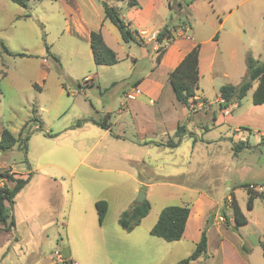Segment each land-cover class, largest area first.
Segmentation results:
<instances>
[{
    "label": "rangeland",
    "instance_id": "rangeland-1",
    "mask_svg": "<svg viewBox=\"0 0 264 264\" xmlns=\"http://www.w3.org/2000/svg\"><path fill=\"white\" fill-rule=\"evenodd\" d=\"M230 1L172 0L174 8L166 15V24L187 27L190 36L198 31L200 36H194L198 40L205 39L208 34L205 22L213 17L218 22L224 18L228 9L222 11L221 4L229 5ZM80 4L81 8L68 27L61 0H31L28 8L12 0H0V140L4 128L18 136L25 122L36 115L34 109H39V102L57 96L56 85L65 84L69 90L77 92L79 82L85 83L87 76L94 78L83 87L96 104L94 116L97 122H108L109 115L102 111L103 106L111 110L112 122L122 108V92L158 64L151 45L121 41L120 45H115L120 62L110 67L97 65L84 29L92 26V30H96L103 6L101 0H81ZM118 4L124 5L123 2ZM216 9L219 13L214 12ZM236 19L249 22L248 28L252 22L253 32L249 30L239 40H231L225 30H220L221 40L205 46L203 64L215 57L214 72L212 75L203 72L200 80L199 89L207 105L188 111L195 128L194 137L184 128L171 133V142L176 143L186 133L178 153L167 154L166 148L163 153L155 151L156 148H150L144 154L139 148L138 153L130 151L132 156H144L146 162L131 164L133 169L129 175L118 170L123 168L121 164L127 165L123 158L128 152L121 150V143L110 136L100 137L98 131H93L87 143L70 151L65 158L57 146H44L43 136L35 126L37 121L29 126L27 146L19 141L9 150H0V170L23 167L30 170L23 173L26 174L24 177L31 173L29 183L8 207L14 225L8 230L0 223V264H47L55 251L66 247L71 251L74 264H177L194 251L196 244L189 240L180 244L169 242L151 233L158 220L157 213L164 207L190 205L193 200L191 189L194 194L203 192L217 199L221 204L219 210L233 192L243 210L248 211L247 187H264V104L253 103L255 83L239 100L240 107L227 108L231 113L230 122H227L225 109H221L215 100L221 86L237 85L247 78L248 56L264 60V0L243 3L231 16L232 21ZM107 23L118 32L110 20ZM225 27L233 28L231 23ZM38 84L46 90L41 93L36 87ZM69 96L65 91L58 98L68 106L71 103ZM39 113L38 117L46 115ZM236 121H243L239 133L234 130L235 125H230ZM113 131L142 140L131 112L119 118ZM240 136H245L247 141L240 140ZM74 137L72 131L68 136H61L59 141L66 143ZM167 138L163 136V139ZM95 140L99 142L87 155V163H81ZM193 143L195 154L192 158ZM96 155H100V159L90 167L88 164ZM108 155H114L116 165L108 163L112 161ZM45 162L69 169L76 166L75 178L55 165L42 166ZM114 166L117 167L113 171L105 169ZM137 180L142 182L139 190H135ZM152 182L160 183H156L153 190L151 214L133 230L125 229L119 222L121 214L137 204L139 196L146 193V184ZM5 184L12 187L14 182L0 179V186ZM183 187L186 191L180 189ZM173 191L180 192L171 196L169 193ZM100 197L109 198L112 204L103 224L94 203V198ZM70 201L73 214L76 213L72 216L78 223H87L83 231L65 225L63 216ZM252 216L262 222L260 228L264 230L262 199H255ZM260 240L253 235L250 244L255 245ZM257 251L260 253L255 250L254 255ZM219 262L217 257L209 260L210 264Z\"/></svg>",
    "mask_w": 264,
    "mask_h": 264
},
{
    "label": "crops",
    "instance_id": "crops-1",
    "mask_svg": "<svg viewBox=\"0 0 264 264\" xmlns=\"http://www.w3.org/2000/svg\"><path fill=\"white\" fill-rule=\"evenodd\" d=\"M31 1V0H30ZM63 3L65 15L67 16L66 20L68 23V27L70 26L72 18H74V14H76L81 8L80 1L81 0H61ZM107 1L109 0H101ZM139 6L137 7H130L128 6L126 1H119L110 2L109 4L115 5L120 8L122 13V17L131 23V26L136 29L139 34L140 38L142 39L141 45L153 47L156 56L158 57V48L159 43L156 42V34L158 31L166 24V15L171 11V6L173 4L172 0H138ZM214 0H209L212 3ZM251 0H231L229 5L221 4L222 11L228 9V12H224L225 17L222 18L219 22L218 20L213 17L211 20H207L205 22V26L207 28L206 32H208L205 39L198 40L196 36L199 35L200 32L194 31V35L190 36L187 35V27H182L179 25L177 26L176 30L174 31V38L171 42H169L160 60H158V64L154 65L152 71H150L143 79L137 80L134 86H139L142 89V94L135 100L130 101L127 106L122 105V100L120 101L121 109L118 110L119 115L116 116L115 120L110 122L111 120V110L108 109L106 106H103L102 111L106 113L105 115H109L107 124L109 125L108 128L104 126L101 127V124L97 122L95 114V107L96 104L94 103L93 98L88 96V92L84 89L83 86L90 83V80L93 81L92 76H87L85 78V83L79 82V91L69 90L65 84H59L55 86V93L57 92V96L49 97L48 99L44 100L43 102H39V109H34L36 111V115L41 112L46 113V115L42 114L39 117L43 122V130H39V123L35 124L38 129V132L43 136L42 142L44 146H57L59 148L60 154H62L65 158L68 157L70 151L75 148H79L83 146L88 141V137L92 134L93 131H98L97 135L100 134V137H108L112 138L113 140L120 142L122 145L121 150H125L128 153L123 158V161L126 162V166L122 165L117 168L119 171L124 172L125 174L128 173L131 175V164H135L137 161L146 162L144 156H132L130 151L137 152L139 148L141 153L144 154L146 150L150 148H156L155 151H161L166 148L169 151L167 154L170 153H178L180 141H184L185 134H182L181 140L176 143L175 141L171 142L173 139L171 137V133H176L177 129L182 126L185 131H188L193 137L195 136L194 132V125L191 120L189 109L192 108L193 110L196 107H205L207 102L204 100L202 92L200 89L197 91L196 100L191 102L188 106L182 102H180L173 89V86L169 80V73L183 60V58L187 55L192 48L200 43V55H199V72H200V80L203 75V72L209 73L212 75L214 72V64H215V57L203 64V55L206 52V45L209 44L211 41L217 42L221 40L222 35L220 34V30H225L228 37L231 40H239L243 33H248L249 30L253 32L254 27H247L246 20H237L232 21L231 16L235 12V10L240 9L241 5L245 2H250ZM123 2L124 5H120L118 3ZM116 3V4H115ZM95 4V3H94ZM91 5L93 3L91 2ZM215 8V4L212 5ZM232 8V9H231ZM225 9V10H224ZM214 12L219 13V10L216 9ZM98 19V16L97 18ZM108 19L104 18V13L99 17V24H95L97 27L96 30L100 29L102 31L103 37L105 42L113 48L117 52V48L115 45H120V42H124L122 40L120 31H115V29L107 23ZM228 21L232 24L233 28L225 27ZM219 23V24H218ZM94 26V27H95ZM250 26V24H249ZM86 27V26H85ZM92 26L89 28L84 29L85 35L89 39L90 43V34L92 31ZM218 33V39H215L214 36ZM120 36V37H119ZM123 48V45H121ZM92 51V49H91ZM93 55V53H92ZM118 55V52H117ZM119 58V57H118ZM264 61V60H263ZM120 62V59H119ZM115 65V64H114ZM100 66H112V65H100ZM204 66V70H203ZM227 75V73H226ZM199 80V86H200ZM39 91L42 93L46 89L45 86H41L40 84L36 85ZM131 87V88H132ZM131 88L123 91L124 94ZM67 92L70 95V105H66L64 100L58 98V96L62 95L63 92ZM59 92V93H58ZM216 102L220 104L221 109L224 110V116H226V121L230 122V110L227 109L229 106L232 107H240L241 103L239 101L233 102L230 105L223 107L221 103L223 99L221 98L220 94L217 96ZM42 103V104H41ZM256 104V105H263ZM74 108V112H71L70 109ZM228 111V113H226ZM131 112L133 115L137 128L138 133H140L142 140H134L127 134H117L113 131V125H115L119 118L123 117L126 113ZM40 114V113H39ZM66 117L63 121H60L62 117ZM217 116H215L216 118ZM239 117H242L240 115ZM235 125V131L239 133L240 126L243 121H236L232 122ZM216 125V123H215ZM187 127V129H186ZM75 132V137L68 139L69 141L66 143H61L63 141H59L61 136H68L71 132ZM16 136V135H15ZM163 136H168L167 140L163 139ZM264 136V135H263ZM18 137V136H17ZM194 140V139H193ZM240 140L247 141L245 136H240ZM99 142V140H95L87 154L80 160L81 163H87L86 157L90 153V151L94 148V146ZM170 142V144L168 143ZM183 143V142H182ZM189 147V146H188ZM138 149V150H139ZM46 151V150H45ZM188 153L189 149H188ZM195 154V143L192 144L191 149V157L193 158ZM111 157L112 161L110 165H116V161L114 159V155H108ZM189 156V154H188ZM189 158V157H188ZM100 159V155H96L94 159L88 164L90 167H94V163L98 162ZM119 164V163H118ZM42 166L45 165H55L50 162H45L41 164ZM120 165V164H119ZM60 170H63L67 174L70 175L71 178H75V170L76 166L73 169H69L62 165H55ZM115 167L105 168L107 170L113 171ZM130 167V168H129ZM12 172H17L18 174H22L25 176L30 170L28 168H12ZM127 174V175H128ZM52 178V177H51ZM29 183V182H28ZM27 183V184H28ZM156 183L160 182H152L146 184L145 192H146V199L151 202L152 208V197H153V190L156 186ZM4 184V183H3ZM142 185L140 180H137V185L135 186V190H139ZM73 187V185H72ZM261 186L255 188L260 191H264V187L260 189ZM186 191V187L180 188ZM189 191V189H187ZM180 191H173L169 194L171 196L178 194ZM236 196V195H235ZM190 197H192V202L190 203V214L186 223L185 232L183 237L180 240L173 241L182 243L186 240L192 241L193 243L197 244L200 241L202 231L207 224V221L211 215L212 211H215V214L212 216V223L208 229V251L205 256L198 258L191 262V264H208L211 258H219V264H264V254H263V247L262 242H264V230H261L260 225L262 222L258 219H254L252 216V209H248V211H244L241 203L238 201L243 213L247 217V223L238 227V229H234L236 225L235 217L233 215V211L230 207L227 206L226 214L227 217L221 213V204L220 202L213 198L212 196L199 192L198 194H194L193 191L190 189ZM263 200L264 198L257 197ZM256 198V199H257ZM226 199L230 201L231 195H229ZM237 199V197H236ZM98 200H106L109 203V210L106 218L112 208V204L107 197H100L94 198V203ZM238 200V199H237ZM255 202V201H254ZM138 204V203H137ZM189 204L184 203L182 205ZM73 206L72 201H70L69 206L63 216L66 223L65 225L67 228L71 229H79L83 231L86 226V221L82 223H78L77 219H75V214H73ZM97 209V208H96ZM152 212V209L150 210ZM98 212V210H97ZM161 212V211H160ZM151 213L145 217L147 218ZM159 212L157 213V219L159 217ZM74 215V216H72ZM99 216V215H98ZM144 218V219H145ZM143 219V220H144ZM94 224V220L91 221ZM103 222V223H104ZM102 223V224H103ZM256 235V237L260 240L257 244H250V237ZM263 238V240H262ZM255 250H259L254 255ZM62 252V251H61ZM261 253L263 258L261 257ZM212 255V257H211ZM208 260V261H207ZM56 261H60L56 258L55 252L51 261H48L47 264H53ZM213 261V260H212ZM210 264V263H209Z\"/></svg>",
    "mask_w": 264,
    "mask_h": 264
},
{
    "label": "trees",
    "instance_id": "trees-1",
    "mask_svg": "<svg viewBox=\"0 0 264 264\" xmlns=\"http://www.w3.org/2000/svg\"><path fill=\"white\" fill-rule=\"evenodd\" d=\"M19 5L28 8L30 0H12ZM126 1L128 6H139L138 0H119ZM103 6L104 18L110 20L120 31L122 40L125 43H142L139 32L131 26L130 22H127L120 11V8L109 4L107 1H101ZM179 6H182L179 4ZM174 8V5L171 6ZM177 26L175 24H165L156 34V42L159 43L158 59L160 60L162 53L165 50L166 45L174 38V31ZM218 39V33L214 36ZM6 50L8 49L5 45ZM90 47L93 53V59L97 65H114L119 62L117 52L111 48L104 40L102 31L92 30L90 34ZM49 48V47H48ZM201 44H196L191 51L183 58V60L169 73V80L175 91L177 99L190 105L191 102L196 100L197 91L199 90V55ZM25 55V54H21ZM57 59V57H55ZM248 76L240 84H225L220 88V96L223 99L221 105L226 107L233 102L239 101L244 98L248 91L256 87L253 92V103H264V61L255 59L253 56L247 58ZM37 121L39 123V130H43V122L37 116L34 115L25 122L20 130V133L15 136L8 128H4L2 131V138L0 140V150H9L13 148L19 141L27 146L30 139L27 131L31 123ZM102 126L108 128L107 122H100ZM182 127H179V130ZM235 143V148L237 149ZM31 173L27 177L17 172H12L10 169L0 170V179H7L13 181L14 185L11 187L7 184L0 186V223L4 225L6 229L14 225V219L11 217L8 207L14 204L16 195L21 189L29 182ZM248 209L254 207V201L257 197L264 198V191H258L255 186L247 187ZM229 202V203H228ZM230 207L235 217L236 225L234 229H238L239 226L247 223V217L243 213L235 193H231V199L225 200L224 206L221 209V213L227 217L226 208ZM96 208L98 210L99 220L103 223L107 212L109 210V203L106 200H98L96 202ZM151 210V202L146 199L141 204H135L131 209L124 211L119 219L120 224L127 230H133L141 221L149 214ZM191 207L189 204L185 205H169L164 207L158 217L157 222L151 229V233L166 241L173 242L180 240L185 232L186 223L190 214ZM212 213L204 227L200 241L196 244L194 251L187 257L180 260L177 264H191L192 261L205 256L208 251V229L212 223ZM228 219V217H227ZM0 227V232H1ZM263 254H264V242H262ZM53 264H68V261L64 258L63 261H56Z\"/></svg>",
    "mask_w": 264,
    "mask_h": 264
},
{
    "label": "built area",
    "instance_id": "built-area-1",
    "mask_svg": "<svg viewBox=\"0 0 264 264\" xmlns=\"http://www.w3.org/2000/svg\"><path fill=\"white\" fill-rule=\"evenodd\" d=\"M142 94V89L139 86H134L123 94L122 105L125 107L130 101L137 99ZM228 113V111H226ZM55 256L58 260L63 261L64 257L61 251H55Z\"/></svg>",
    "mask_w": 264,
    "mask_h": 264
},
{
    "label": "water",
    "instance_id": "water-1",
    "mask_svg": "<svg viewBox=\"0 0 264 264\" xmlns=\"http://www.w3.org/2000/svg\"><path fill=\"white\" fill-rule=\"evenodd\" d=\"M146 198V193H143L137 199V203L141 204ZM63 257L68 261V264H74L73 260L71 259V251L68 247L62 250Z\"/></svg>",
    "mask_w": 264,
    "mask_h": 264
}]
</instances>
